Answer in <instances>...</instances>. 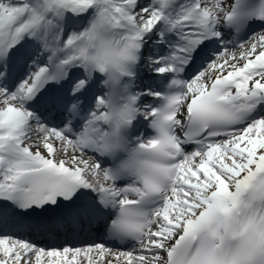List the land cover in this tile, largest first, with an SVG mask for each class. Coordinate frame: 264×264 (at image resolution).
Masks as SVG:
<instances>
[{"label":"snow or ice","instance_id":"snow-or-ice-1","mask_svg":"<svg viewBox=\"0 0 264 264\" xmlns=\"http://www.w3.org/2000/svg\"><path fill=\"white\" fill-rule=\"evenodd\" d=\"M0 264H264V0H0Z\"/></svg>","mask_w":264,"mask_h":264}]
</instances>
